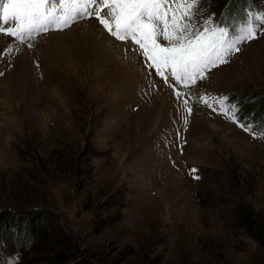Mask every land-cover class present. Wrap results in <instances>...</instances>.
Segmentation results:
<instances>
[{"label":"rangeland","instance_id":"374dc122","mask_svg":"<svg viewBox=\"0 0 264 264\" xmlns=\"http://www.w3.org/2000/svg\"><path fill=\"white\" fill-rule=\"evenodd\" d=\"M248 15H264V0H203L196 22L233 29ZM88 19L23 44L0 34V264H65L58 251L95 264H264L237 214L264 218V27L184 89ZM86 22L94 34H81ZM204 95L228 97L254 133ZM41 212L49 235L22 237ZM59 234L68 251L47 248Z\"/></svg>","mask_w":264,"mask_h":264},{"label":"snow or ice","instance_id":"6c2138e0","mask_svg":"<svg viewBox=\"0 0 264 264\" xmlns=\"http://www.w3.org/2000/svg\"><path fill=\"white\" fill-rule=\"evenodd\" d=\"M203 0H0V34L23 44L49 30L62 31L80 18L95 17L116 41H131L155 74L187 89L211 69L229 62L239 45L257 38L264 15H248L230 29L212 18L197 24ZM162 41V42H161ZM29 48L33 45L29 43ZM10 52L11 49H8ZM170 87L173 85L169 84ZM178 100L187 93L174 89ZM217 114L254 133L238 116L228 97L199 98ZM182 103L190 114L188 98ZM264 135V131L261 132ZM255 138V135H254ZM193 173L196 169L191 170ZM198 179L199 177H194Z\"/></svg>","mask_w":264,"mask_h":264},{"label":"trees","instance_id":"16d2710c","mask_svg":"<svg viewBox=\"0 0 264 264\" xmlns=\"http://www.w3.org/2000/svg\"><path fill=\"white\" fill-rule=\"evenodd\" d=\"M256 103V107H261L262 112L260 114L261 117H263L262 119H264V97L257 100ZM237 214L240 219V223L264 247V218L255 216L251 211L247 209H240ZM40 218L41 219L36 224L34 222L29 223L28 221L27 225L19 227L20 232H22V237L29 238L30 236L49 235V232L47 230L50 226L49 222H52V214L48 212H41ZM15 227L16 229H18V223H16ZM57 236L59 238H56L55 240H52L50 236L45 239L47 248L54 249L57 246H61L63 243V245H66L65 249L68 251L70 249V246H68L65 242L66 240H68L67 237L64 234H59ZM62 253H64V251H58L54 258L59 259V261L61 262H66L65 264H95L88 258L80 256L77 257L79 254L78 251L73 252L71 256H67L66 254L64 255Z\"/></svg>","mask_w":264,"mask_h":264},{"label":"bare ground","instance_id":"6f19581e","mask_svg":"<svg viewBox=\"0 0 264 264\" xmlns=\"http://www.w3.org/2000/svg\"><path fill=\"white\" fill-rule=\"evenodd\" d=\"M90 19H88V20H90ZM77 24L79 25L78 29H79V31H81V34L82 33H85V34L86 33H93V34L95 33V31L93 30V28L91 26V23L86 22L84 24H82V23H77ZM0 39H2V38H0ZM5 39H7V38H5ZM7 40L10 42L11 39H7Z\"/></svg>","mask_w":264,"mask_h":264}]
</instances>
